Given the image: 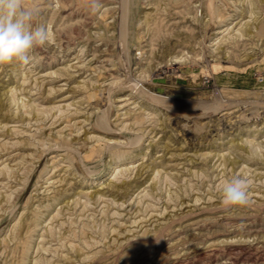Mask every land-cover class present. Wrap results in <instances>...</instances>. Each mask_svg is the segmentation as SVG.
<instances>
[{
    "label": "rangeland",
    "instance_id": "1",
    "mask_svg": "<svg viewBox=\"0 0 264 264\" xmlns=\"http://www.w3.org/2000/svg\"><path fill=\"white\" fill-rule=\"evenodd\" d=\"M24 6L50 41L0 65V264H264V0Z\"/></svg>",
    "mask_w": 264,
    "mask_h": 264
},
{
    "label": "clouds",
    "instance_id": "2",
    "mask_svg": "<svg viewBox=\"0 0 264 264\" xmlns=\"http://www.w3.org/2000/svg\"><path fill=\"white\" fill-rule=\"evenodd\" d=\"M91 5L98 8L99 0H91ZM35 16V10L25 7L24 0H0V65L13 61L28 65L32 50L50 41L45 25L33 26ZM221 202L225 207L249 203L247 180L235 177L225 181Z\"/></svg>",
    "mask_w": 264,
    "mask_h": 264
},
{
    "label": "bare ground",
    "instance_id": "3",
    "mask_svg": "<svg viewBox=\"0 0 264 264\" xmlns=\"http://www.w3.org/2000/svg\"><path fill=\"white\" fill-rule=\"evenodd\" d=\"M60 47L62 48V49H64L65 47H66V43H64V42H61L60 43ZM223 108L221 107L219 110H222ZM263 109H264V107H263ZM252 110V109H251ZM241 113V112H240ZM252 115H253V117H258V115H257V113H255V112H252ZM260 116V115H259Z\"/></svg>",
    "mask_w": 264,
    "mask_h": 264
},
{
    "label": "flooded vegetation",
    "instance_id": "4",
    "mask_svg": "<svg viewBox=\"0 0 264 264\" xmlns=\"http://www.w3.org/2000/svg\"><path fill=\"white\" fill-rule=\"evenodd\" d=\"M228 106H230V105H228ZM239 106H240V105H239ZM222 108H225V109H226V108H228V107H225V106H224V107H222Z\"/></svg>",
    "mask_w": 264,
    "mask_h": 264
}]
</instances>
